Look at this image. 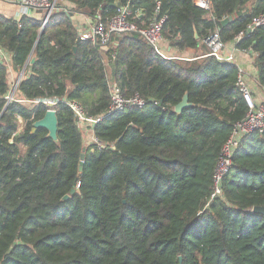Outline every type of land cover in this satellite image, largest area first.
<instances>
[{"label":"trees","instance_id":"trees-1","mask_svg":"<svg viewBox=\"0 0 264 264\" xmlns=\"http://www.w3.org/2000/svg\"><path fill=\"white\" fill-rule=\"evenodd\" d=\"M127 3L138 26L163 18L169 46L199 54L164 58L135 32L104 45L78 37L70 12L106 23ZM260 15L264 0H209L208 9L192 0H57L40 30V10L0 14L13 68L34 58L17 89L26 102L3 99L0 62V264H264V214L251 211L264 206V131L241 138L211 198L221 149L248 107L237 65L204 50L212 32L249 49L264 88V24L247 31ZM113 83L145 105L108 113ZM185 94L192 106L174 112ZM45 98L59 99L57 141L32 131L48 108L31 101ZM68 102L98 118L89 126L96 142L84 145ZM18 116L24 127L11 142Z\"/></svg>","mask_w":264,"mask_h":264},{"label":"built area","instance_id":"built-area-1","mask_svg":"<svg viewBox=\"0 0 264 264\" xmlns=\"http://www.w3.org/2000/svg\"><path fill=\"white\" fill-rule=\"evenodd\" d=\"M193 2L203 8H209V0H193ZM18 13L21 15H29L32 10H40L42 12V26H44L52 13L56 9V0H17ZM140 11H136V14ZM132 18L135 15L132 14L129 5L120 6L117 13L113 15L106 23L101 19V16L97 14L95 17H91L90 21L85 25L76 26L78 31V37L81 40H89L94 43H100L102 45L108 44L112 34H120L126 32H135L139 34L145 42L150 45L157 53H160L159 42L163 39L161 34V27L163 18H159L151 22L147 26H138ZM264 24V15H260L252 20L247 26V31H252L254 28ZM242 36V32L236 37L238 40ZM204 42L209 48V55L219 59L222 56V52L225 48L217 32H212L205 38ZM245 52H250L249 49H243ZM7 54V51L0 47V55ZM8 55V54H7ZM237 91L242 95L248 109L245 116L237 121L232 129L229 138L224 143L220 156L217 160L214 176H213V191L211 198L220 194V181L224 174H226L231 166V156L234 149L239 144L241 138L251 132L264 131V99L256 101L252 95L249 84L244 79L241 70H238V77L235 83ZM111 96V102L107 112L112 113L115 111H122L134 108H142L145 103L138 95L130 97H124L118 85L111 84L109 87ZM3 99L6 103L11 101L26 102L25 99L17 98L15 93L11 92L4 95ZM64 101V98L62 99ZM59 101L58 98H45L36 99L31 102L34 104L43 103L48 109H54L53 106ZM71 109L74 111L77 118V124L86 122L88 125H92L98 121V118H85L81 107L76 102H68ZM23 126L18 125L15 132H13L12 138L20 133ZM96 142V139L94 138Z\"/></svg>","mask_w":264,"mask_h":264},{"label":"crops","instance_id":"crops-1","mask_svg":"<svg viewBox=\"0 0 264 264\" xmlns=\"http://www.w3.org/2000/svg\"><path fill=\"white\" fill-rule=\"evenodd\" d=\"M8 2L11 3L12 5H14L15 10H16V8L18 9L17 3H16L17 0H8ZM127 4L129 5V3H127ZM56 6H57V0H56ZM122 6H124V5H122ZM64 9L67 10V7L65 6ZM70 13H71L70 17H72V19H74L75 26L85 25L86 22L90 21V18H91V17H89L85 14H82V13H77V12L76 13L70 12ZM20 16H22V15L18 13L17 16H7V17L19 18ZM42 28H43V26L41 24L40 30ZM0 47L5 49L2 46H0ZM159 48H160L159 54L164 58L182 59V60H187V61L192 60L195 57V55L199 54V52H200V50H197L195 48L179 51L173 47H170L164 38L159 42ZM5 50L7 51L8 55L7 54L0 55V62L7 67V78H8V82H9V86H8L9 89H8L6 94L13 92V93H15L16 97H18L17 96V94H18L17 89H18L19 82L21 81V79L26 78L28 76V74L30 73L29 67H30V64H32L30 62V59L33 57L28 59L27 63L24 65V67L16 70L12 66L10 52L7 49H5ZM204 50H207V51L209 50L206 43H205ZM253 59L254 58H253L252 53L245 52L243 50L235 48L234 43H226L225 48L222 52V56L220 58V61L235 63L238 67V70L242 71L244 79L249 84L253 97L255 98L256 101H260V100L264 99V88L259 86V84L257 83L256 67L253 65ZM18 125H21L24 127V120L20 116H18L16 119V128ZM90 131L92 132L91 129H90ZM92 137L95 138L93 135V132H92ZM20 150H21V153L24 152L25 148L23 145L20 146Z\"/></svg>","mask_w":264,"mask_h":264},{"label":"water","instance_id":"water-1","mask_svg":"<svg viewBox=\"0 0 264 264\" xmlns=\"http://www.w3.org/2000/svg\"><path fill=\"white\" fill-rule=\"evenodd\" d=\"M229 20H230L229 17L228 18H224V19H222L221 23L223 25L227 24L229 22ZM195 38H197V34L195 35ZM30 62L33 63L34 62V58H31ZM190 106H192V103L188 102L187 94H185L183 96V98L181 99V101L178 102L174 106L173 110L176 113H180L183 108H187V107H190ZM39 127L45 128L47 130V132H48L47 136L49 138L53 139L54 141H57V116H56V113H55L54 109H47L45 114L43 115V117L38 119V120H36L33 123L32 131H35ZM83 158H84V153H81V155H80L81 161H80L79 170H81ZM76 181L73 184V187H72V189L70 191V194L74 193V191L76 189V186H77V182ZM70 194L69 195H64L62 200L68 199ZM251 211L264 214V206H254L251 209Z\"/></svg>","mask_w":264,"mask_h":264},{"label":"rangeland","instance_id":"rangeland-1","mask_svg":"<svg viewBox=\"0 0 264 264\" xmlns=\"http://www.w3.org/2000/svg\"><path fill=\"white\" fill-rule=\"evenodd\" d=\"M0 14H3L5 16H17L18 9L16 8L15 10L14 5L9 3L8 0H0ZM78 127L81 130L84 145L88 146L91 142L94 141L88 123H80L78 124Z\"/></svg>","mask_w":264,"mask_h":264}]
</instances>
